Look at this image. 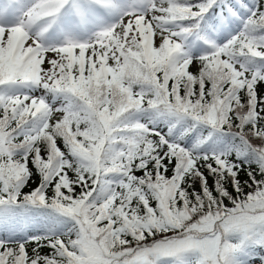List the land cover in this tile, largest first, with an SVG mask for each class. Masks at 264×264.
I'll use <instances>...</instances> for the list:
<instances>
[{
  "label": "snow or ice",
  "instance_id": "6c2138e0",
  "mask_svg": "<svg viewBox=\"0 0 264 264\" xmlns=\"http://www.w3.org/2000/svg\"><path fill=\"white\" fill-rule=\"evenodd\" d=\"M161 261L264 264V0H0V264Z\"/></svg>",
  "mask_w": 264,
  "mask_h": 264
},
{
  "label": "rangeland",
  "instance_id": "374dc122",
  "mask_svg": "<svg viewBox=\"0 0 264 264\" xmlns=\"http://www.w3.org/2000/svg\"><path fill=\"white\" fill-rule=\"evenodd\" d=\"M129 2H130V0H129ZM217 42L218 43H220V42H222L221 40H217ZM187 50L189 51V53H193L194 52V49L191 47V46H189L188 48H187ZM198 54V53H197ZM39 225L38 224H35L34 226H33V228L31 229V232L33 233V232H35V231H38L39 230ZM252 253H250V255H251Z\"/></svg>",
  "mask_w": 264,
  "mask_h": 264
},
{
  "label": "trees",
  "instance_id": "16d2710c",
  "mask_svg": "<svg viewBox=\"0 0 264 264\" xmlns=\"http://www.w3.org/2000/svg\"><path fill=\"white\" fill-rule=\"evenodd\" d=\"M242 178H246V177H242ZM36 182H39V181L37 180ZM32 186H35V185L33 184ZM24 190L25 191H28L30 189L29 188H25ZM42 231H44V228L43 227H42ZM42 231H40V232H42ZM39 233H36V234H39ZM45 251H47V249H45ZM161 264H168V262L167 261H161Z\"/></svg>",
  "mask_w": 264,
  "mask_h": 264
}]
</instances>
